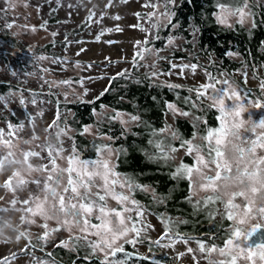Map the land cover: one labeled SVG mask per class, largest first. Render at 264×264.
Segmentation results:
<instances>
[{"label": "snow or ice", "instance_id": "6c2138e0", "mask_svg": "<svg viewBox=\"0 0 264 264\" xmlns=\"http://www.w3.org/2000/svg\"><path fill=\"white\" fill-rule=\"evenodd\" d=\"M59 2V0H58ZM128 0H120V3H127ZM174 3V0H164V11H160L159 3H152L147 0L143 7H151L152 12L141 14L135 13L139 19L147 18L153 21L152 28L168 27L175 25L172 22L174 13L168 10V5ZM114 0H108L101 11L100 17L95 20L100 23L108 14V9L113 7ZM12 0H9V7H13ZM71 7V6H70ZM220 9L217 13V22L228 24L231 17L237 18V23L244 24L249 20L253 13L248 0H243L241 6H230L223 3L217 4ZM96 6L90 8L89 15L86 18L92 21L96 16ZM113 20H120L119 15L111 17ZM46 24L40 25L46 30ZM231 27V25H228ZM253 26H255L253 22ZM7 27L11 28L12 24ZM24 27H29L25 25ZM132 28H139L140 31L149 33V29L141 24L131 25ZM35 31V26H31ZM107 32L123 29L117 25L115 28L102 29L96 36V41ZM53 37L56 33L51 34ZM155 39H159L156 35ZM173 37L168 38V44L173 43ZM107 43H115L108 41ZM151 40L148 35L144 40H136L133 47L136 49L133 55L132 65L134 68H148L145 73V79L158 78L161 74L157 70V62L164 57L160 56V49L151 47ZM84 51V49H81ZM79 55V53H77ZM228 56L234 55L232 52L226 53ZM37 61L49 59L45 56H38ZM151 60V63L148 61ZM56 62V61H53ZM111 61H109L110 63ZM76 67L80 64L77 62ZM91 68L92 65H88ZM172 68H180L181 73L185 68L190 69L195 74L198 65L195 63L176 65ZM47 72L48 69H43ZM122 78H128L127 69L116 74ZM247 81V74L242 73ZM206 81L200 83L195 88L189 89L194 93L195 99L185 98V103H190L193 108L199 107L207 101L208 108H214L218 111L217 119L220 126L215 129H209L207 134L200 137L198 143L193 140H184L181 147L185 149L186 155L193 158L191 165L181 163L175 172L173 178L187 179L190 187L189 203H192L195 211L202 210V207L214 205L221 202L224 205L222 217L231 223L225 230V236L222 246L215 243H208L203 240H197L198 252L201 254L207 264H257L254 259V249H261L259 260L264 261V154H258V149L264 150V115L258 120L252 117V110L264 111V80L259 84V96H253L250 91L242 90L235 80L231 79V74L221 72L219 76L205 72ZM112 77L111 79H115ZM83 79L75 81L83 85ZM51 87L67 86L71 88L73 80L45 81ZM169 88H177L179 85H167ZM108 91V89H105ZM86 94V90H85ZM35 95V94H33ZM68 93L64 96L67 99ZM103 95V93H101ZM0 99H3L0 97ZM21 105L25 103L20 99ZM31 103L35 104L33 98ZM168 109L173 115L179 114L188 116L189 112L176 108L174 104H167ZM42 114V113H38ZM59 111L52 124L45 131L55 128L56 144L51 143L50 136L45 137L46 143L36 145L40 151H34L31 148L25 150L23 145H33L38 139L33 135L30 140L20 141L15 139L16 131L21 130L24 125L19 123L13 125L8 123L7 135L9 139H4L5 130L0 128V148L7 149L6 155L0 157V169L6 167V159L12 157L15 161L13 149H19L21 156L26 164L27 171L13 173L6 181L3 187L15 193L16 188L12 187L15 179L21 186L29 183L35 184L38 194H29L28 199L18 201L11 200L14 207L20 203V211L23 213L21 221L26 225H36L44 231L33 237L28 230L18 234V240L23 238L27 241L23 254H32L38 247L42 250L41 242L47 243L52 232L64 228L70 233L68 240H61L58 247L75 248L81 242L84 247L91 250V254L97 252L103 253V259L99 264H126L125 260H111L109 256H116L118 252L124 251V244L137 242L141 231L150 225L143 224L145 209L140 205L132 193L137 189L149 191L147 186L136 184L131 178L122 176L116 171L114 158L118 157L122 149H114L111 145L98 146L97 158L84 159L81 157L77 147L73 144L71 151L65 155L66 149L63 147L61 136L67 135L65 129L59 126ZM110 119H120L122 124L130 121H137L139 117L132 115L128 120L122 119L119 113H116ZM29 123L32 117L28 116ZM259 130V131H258ZM85 131H90L86 128ZM170 129H161L160 132ZM175 137V133L171 132ZM111 139V138H109ZM159 150V155L155 153L147 154L149 160H164L171 158V153L177 151L174 147L165 146L159 141H149ZM46 153V155H42ZM30 158H39L47 160L39 166H34ZM34 173H39V178L28 179ZM205 193V195H201ZM210 193V194H208ZM193 197L195 202L193 203ZM239 198V202H237ZM2 199V198H0ZM110 201H115L116 207L111 206ZM7 209H3L6 211ZM133 213L135 215H133ZM213 215V213H209ZM39 218L43 223H38ZM93 220L96 222L94 223ZM49 221H55L58 227L50 228ZM141 224L138 228L136 225ZM95 237L96 239H90ZM174 237V238H173ZM169 238V243L161 245V241ZM177 240L185 245L189 243V238L181 236L179 233L172 232L170 235L169 224L165 222V232L161 237L154 241L157 245L163 247H173ZM7 242V241H5ZM192 248H187V253H193ZM186 253L177 254V259L183 257ZM16 258L17 253L11 254ZM51 256V253L47 254ZM193 260L199 264V260L194 255ZM0 264H10L8 257L0 258ZM33 264H48V262L33 258Z\"/></svg>", "mask_w": 264, "mask_h": 264}, {"label": "rangeland", "instance_id": "374dc122", "mask_svg": "<svg viewBox=\"0 0 264 264\" xmlns=\"http://www.w3.org/2000/svg\"><path fill=\"white\" fill-rule=\"evenodd\" d=\"M45 0H12L13 7H9V0H0V80L20 84L23 88L22 91H10L0 97V115L12 114L18 119V124L23 123L24 127L16 131L15 139L20 141L30 140L33 135H36L38 139L33 145H23L25 150L31 148L34 151H40L36 145H43L46 143L45 137L50 136L51 143L56 144L55 131L56 129H50L45 131L53 120L57 116L59 111V126L65 129L67 135L61 136L63 141V147L66 149L65 155H67L74 144L71 135L73 134L72 128L68 124V119L71 116L70 112H66L65 108H60L61 103L72 102H89L102 93L107 87L110 78L117 76L118 72L125 69L128 70L129 76L134 71L141 73H147L150 71L148 68H134L132 65L133 55L136 49L133 44L136 40H144L148 35L150 40H153L154 33L160 28H152L153 21L147 20V18L139 19L135 13L139 12L142 15L152 12L151 7L145 8L143 5L147 0H128L127 3H120V0H114V5L108 9V14L102 19L100 23H96L95 20L100 17L101 11L104 9V5L108 0H70L72 1L71 7H67V3L64 2L60 5L55 18L58 20L54 24H46V30L41 28L40 25L45 23L49 18V8L45 3ZM181 0H174L171 6H176ZM257 2V0H251ZM264 1V0H263ZM152 3L160 4V11H164L163 3L159 0H152ZM96 6V16L83 31L78 35L71 36V30H76L84 17L89 14V9ZM168 10H170L168 8ZM220 11V10H219ZM219 11L217 13H219ZM217 13L215 14V20L217 21ZM119 15L120 20H113L111 17ZM236 17H231L228 20V24H220L226 28H230L237 23ZM141 24L144 28L149 29V33H145L139 30V28H132L131 25ZM8 24H12V27H7ZM240 24V23H239ZM250 24V19L246 20L244 26ZM25 25L29 27H24ZM119 25L123 29L122 32L112 31L107 32L100 37V41H96V36L102 29L115 28ZM31 26H35L36 30L32 31ZM56 33L53 37L51 34ZM1 35H6V39L2 40ZM76 40V41H74ZM108 41H115V43H107ZM12 42H20L25 46V51L18 52L17 47ZM47 44H52L50 54H41L36 50L42 48ZM179 43L173 40L171 45L168 42L164 45V49L160 51V56L164 57L157 62V70L161 73L158 78H151L153 84L158 86H167L169 84L186 86L189 88H195L200 83L206 81L205 72H207L201 66H198L195 74L190 69L185 68L181 73L180 68H172V64L178 66L184 64H190L188 61H170L167 57L170 55V51L173 48H177ZM153 47V45H150ZM84 49V51H81ZM16 52V53H15ZM79 53V55H77ZM38 56H45L49 59L37 61L35 58ZM56 61V62H53ZM109 61H111L109 63ZM79 62L80 67L77 68L76 64ZM151 63V60L148 61ZM165 64L169 65V70H165ZM88 65H92L88 68ZM43 69H48L47 72ZM246 84L251 87H258L261 80H264V72L259 70L255 77L252 73H247ZM263 75L262 78L259 76ZM241 79L245 77L240 75ZM83 79V85L75 83ZM73 80L71 88L67 86L51 87L45 81H62ZM86 90V94H85ZM67 92V99H65L64 93ZM192 93V92H191ZM35 94V95H33ZM194 94V93H192ZM49 97V98H48ZM50 97L54 98V102L50 101ZM23 98L25 103L21 105L20 99ZM35 98L36 103L31 101ZM204 103H207L205 101ZM177 108V107H176ZM108 110L104 109L99 113H95L97 119H101ZM42 113V114H38ZM122 119L128 120L126 115L120 114ZM261 115H264V111L252 110V117L254 120H258ZM28 116L32 117V122L29 123ZM182 115L173 113L167 109L166 122L172 124L175 118H180ZM118 123L125 129L129 128L132 123L128 122L126 125L121 123L120 119H116ZM8 123L12 121L2 120L0 121V128L5 130L4 139H9L7 132ZM13 125H16L15 123ZM90 131H84V134L88 138L96 137L98 134L97 129L94 126H88ZM171 130V128H168ZM259 131V130H258ZM169 131H165V134ZM100 139L108 141L109 137L100 136ZM258 154H264V150L258 149ZM15 161L12 162V157H9L4 161L6 167L0 169V258L8 257L10 264H33V258H39L40 260L48 262V264H56L53 260L49 259L46 255L51 249L58 247L61 240H68L70 233L64 228H60L59 231L52 232L47 243L41 242L42 250L38 247L34 252L30 249L32 254H23L21 249L24 248L27 241L23 238L18 240V234L28 230L33 234V237L40 235L44 229L36 225H26L21 221L22 212L20 208L22 205L17 203L14 207L11 205L12 199L23 201L28 199L29 194H38V189L35 184L29 183L21 186L13 180L12 187L16 188L15 193L7 190L3 187L5 181L12 176L13 173H19L27 171L26 164L23 157L20 154L19 149H13ZM7 149L0 148V157L6 155ZM185 153L184 150L179 151L175 160ZM46 155V153H42ZM97 158V157H96ZM30 162L34 166H39L42 163H47V160H41L39 158H30ZM39 178V173H34L33 176H29L28 179ZM191 191V190H190ZM210 194V193H208ZM205 195V193H201ZM195 199V197H193ZM239 202V198H237ZM111 206L116 207L115 201H110ZM219 213L224 211L223 203L218 204ZM7 209L3 211V209ZM133 215H135L133 213ZM38 223H43L37 218ZM95 223L96 221L93 220ZM143 224L150 225L141 231L140 236L137 238V242L131 243L132 249L138 251L144 255L146 253L145 242H152L158 240L164 233L161 223L157 221L151 214L145 211L143 217ZM50 228H56L58 225L55 221H49ZM141 228V224L136 225ZM90 239H96L95 237H89ZM7 241V242H5ZM169 238H165L161 241V245L168 244ZM156 244V243H154ZM80 245L83 246L81 242ZM156 244L158 252L156 256L159 258L168 257L171 264H196L193 260L195 255L199 260V264H206L201 261V254L198 252V246L189 242L185 245L183 242L177 240L173 247H163ZM84 247V246H83ZM192 248L193 253H187V248ZM63 250H71L72 248L61 247ZM87 248V247H85ZM186 253L183 257L177 259V254ZM12 253H17L16 258L12 257ZM95 256L103 259V253L97 252ZM152 255L150 254V257ZM112 256H109L110 258Z\"/></svg>", "mask_w": 264, "mask_h": 264}, {"label": "trees", "instance_id": "16d2710c", "mask_svg": "<svg viewBox=\"0 0 264 264\" xmlns=\"http://www.w3.org/2000/svg\"><path fill=\"white\" fill-rule=\"evenodd\" d=\"M164 4V0H159ZM70 6V0H45L49 7L48 24H54L55 18L62 3ZM223 3L233 7L241 6L243 0H181L176 6L168 5L175 27L168 26L156 30L151 44L156 49H164L169 37L179 43L177 48H172L167 57L170 61H188L204 68L207 72L219 76L221 72L231 74V79L240 85L242 90H248L253 96H259L260 88L248 86L244 79L240 78L242 73L264 72V1L257 2L248 0L253 16L250 24L244 26L235 23L232 27L221 26L215 20V14L220 10L217 4ZM81 21L76 30H71V36L78 35L89 21ZM253 22L255 26H253ZM44 24V23H43ZM158 35L159 39H155ZM5 40L6 35H1ZM76 41V40H74ZM18 52L25 51V46L20 42H12ZM52 44L36 50L41 54H50ZM234 55L228 56L226 53ZM16 53V52H15ZM165 70L169 65L165 64ZM103 91L89 102L61 103L60 108L70 112L68 124L74 131L71 135L80 155L84 159H95L97 147L111 145L114 149H122L118 157L114 158L116 171L122 176L131 178L136 184L147 186L150 190L144 191L137 188L133 197L139 201L145 211L151 214L161 223L165 232V222L169 224L170 235L172 232L189 238V242L196 246L197 240L206 241L210 231L217 226L214 225L219 213L217 202L214 205L202 207V210L195 211L192 203H189L190 187L187 179L173 178V173L181 164L191 165L194 163L192 156L184 153L180 159L175 160L176 154L184 150L181 143L184 140L196 139L206 135L209 129L220 126L217 119L218 111L208 108L207 103L193 108L190 103H185V98L195 99L189 87L180 86L169 88L153 84V80L145 79V73L138 70L128 78L115 76ZM260 78L263 75L259 76ZM20 84H13L0 80V96L10 91H22ZM49 98V97H48ZM54 102V98L50 97ZM174 104L178 109L189 112L188 116L175 118L173 123L166 122L167 104ZM108 112L97 119L95 113L102 110ZM2 112V110H0ZM116 113L139 117L137 121H130L132 125L127 129L122 127L116 119H110ZM8 120L18 124V119L12 114L0 115V121ZM88 126H94L98 134L96 137L88 138L84 131ZM171 128V132H160L161 129ZM100 136H107L111 139L104 141ZM161 142L165 148L174 147L175 153L171 158L164 160H149L147 154L159 155V150L149 141ZM195 199H193V203ZM213 215H209V213ZM174 238V237H173ZM211 243V242H210ZM124 251L144 256L146 259L130 258L125 260L126 264H171L168 257L159 258L156 244L145 242L146 253L141 254L132 249L131 244H124ZM51 253V256L47 254ZM46 255L56 264H99L101 258L91 254L89 248L77 245L71 250H63L61 247L51 249ZM150 254L152 255L150 257ZM109 259V258H108ZM112 259H109L111 261ZM177 264V263H175Z\"/></svg>", "mask_w": 264, "mask_h": 264}, {"label": "flooded vegetation", "instance_id": "af4514ba", "mask_svg": "<svg viewBox=\"0 0 264 264\" xmlns=\"http://www.w3.org/2000/svg\"><path fill=\"white\" fill-rule=\"evenodd\" d=\"M230 223H231L230 221L224 219L222 215L219 214L217 218L215 219V223H214V225H216L217 227L214 228L212 231H210L209 237H205L206 242L208 243L211 242V243H215L217 245L222 246L223 239L225 236V230L228 228ZM253 251H254L253 258L257 260V264H264V261L259 260V254H260L261 249L257 248V249H254ZM201 261L207 264V262L203 258H201Z\"/></svg>", "mask_w": 264, "mask_h": 264}, {"label": "water", "instance_id": "95a60500", "mask_svg": "<svg viewBox=\"0 0 264 264\" xmlns=\"http://www.w3.org/2000/svg\"><path fill=\"white\" fill-rule=\"evenodd\" d=\"M130 258H134V259H146L144 256H139L135 253L129 252V251H123V252H118L116 254V256H112L109 259L112 260H127Z\"/></svg>", "mask_w": 264, "mask_h": 264}]
</instances>
